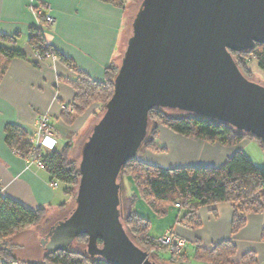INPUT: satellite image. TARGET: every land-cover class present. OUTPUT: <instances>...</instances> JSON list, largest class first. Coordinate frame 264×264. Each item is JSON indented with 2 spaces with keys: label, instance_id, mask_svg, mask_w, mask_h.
I'll use <instances>...</instances> for the list:
<instances>
[{
  "label": "water",
  "instance_id": "water-1",
  "mask_svg": "<svg viewBox=\"0 0 264 264\" xmlns=\"http://www.w3.org/2000/svg\"><path fill=\"white\" fill-rule=\"evenodd\" d=\"M134 15L113 94L80 148L73 209L49 227L45 251L86 237L87 254L108 264H158L121 222V169L142 150L152 109L227 123L264 147V84L231 54L264 43V0H141Z\"/></svg>",
  "mask_w": 264,
  "mask_h": 264
},
{
  "label": "crops",
  "instance_id": "crops-1",
  "mask_svg": "<svg viewBox=\"0 0 264 264\" xmlns=\"http://www.w3.org/2000/svg\"><path fill=\"white\" fill-rule=\"evenodd\" d=\"M140 2L123 0L121 7L101 0H0V33L16 36L10 47L26 54V59L9 60L5 68L0 69V193L22 207L31 210L43 208L46 211L41 223L28 227L10 242L16 245L13 255L21 262L42 259L45 251L41 241L49 227L61 220H57V212H63L73 197L66 194L64 188L60 189L61 185L52 186L50 175L44 168L27 162L26 158L10 148L5 141V126L19 125L31 135L36 131L37 116L47 113L53 129L52 137L56 140L54 149L60 150L70 143L74 157L75 154L80 155V148L100 114V105L91 104L70 125L62 123L59 117L62 105L71 102L75 96L72 87L64 83L63 79L73 78L74 73L54 57L38 60L32 51L27 41L30 27L40 25L33 6L42 3L45 7L43 12L53 18L45 32V40L49 45L71 59L93 81L101 82L105 68L112 62L120 63L131 31L130 24ZM33 62H37L38 66ZM96 113L99 114L95 116ZM154 145L161 150H145L140 158L145 163L164 169L190 166L219 168L237 151L246 154L252 164L262 166V163L255 164L254 159L262 162L261 156H264L260 144L247 138L226 147L201 139H188L163 126L158 127ZM129 192V201L125 196L128 203L124 209L129 205L128 210L149 220L148 233L153 238L158 239L170 231L186 240L185 252L187 254L191 250L192 255L194 240H198L202 247L210 248L219 241L231 239L236 246V255L231 259L233 262H238L245 252L252 250L257 255V263H264V242L260 240L264 213L248 214L246 225L236 235H232L231 205L219 203L213 207L200 208L197 217L201 226L191 229L179 222L180 213L177 209L170 207L165 214L158 215L138 195L134 185ZM132 197L135 201L140 199V206L143 207L139 208L141 211L136 208V202L132 203ZM211 209L216 210L215 216ZM163 252H158L157 257L169 263V258L164 257ZM192 255H189V259Z\"/></svg>",
  "mask_w": 264,
  "mask_h": 264
},
{
  "label": "trees",
  "instance_id": "trees-1",
  "mask_svg": "<svg viewBox=\"0 0 264 264\" xmlns=\"http://www.w3.org/2000/svg\"><path fill=\"white\" fill-rule=\"evenodd\" d=\"M101 1L123 7V0ZM39 8L42 9V14L37 16L40 25L30 27L27 41L39 60L42 61L48 58V55H52L74 73L73 78L63 79L64 83L72 87L75 95L71 102L62 105L63 108L59 115L62 123L67 126L87 111L91 104L100 105V111H102L113 94V79L118 72L119 64L112 62L105 68L103 81H93L71 59L62 55L45 40V32L49 25L44 18L46 14L43 12L44 5L40 3ZM15 38L16 36H6L0 33V69L5 68L9 60L26 59V54L20 49L10 47ZM231 54L241 73L247 78L252 77L249 71V60L254 59L264 72V43H256L248 51L231 52ZM33 63L38 66L37 62ZM98 114L96 113L95 116ZM148 114L147 138L142 144L141 154L145 150L153 152L161 150L154 145L159 126L168 128L176 135L180 134L188 139H201L210 144L217 143L226 147L234 146L247 138L258 142L264 149L258 138L238 132L224 122L189 113L174 115L169 113V110L160 108L152 109ZM4 132L5 141L12 150L23 158L32 157L39 160L44 170L49 173L50 182L63 186L64 192L71 194L74 200L80 178V172H78L80 161L72 160L70 143L60 150L42 151L38 148L34 149L29 141L31 135L19 125H6ZM140 155H136L124 164L121 175L122 177L128 176L138 195L150 204L158 215L165 214L167 208L173 207L180 213L179 222L194 229L201 226L197 217L200 208L213 207L219 203H230L232 210L230 232L236 235L246 225L248 214L264 213V167H256L242 151L234 153V156L226 159L219 168L190 166L164 169L145 163ZM175 204H180V207L176 208ZM211 211L213 216L217 214L216 210L211 209ZM45 214L46 211L43 208L31 210L22 207L16 201L0 193V264H27L14 257L13 249L16 245H11L10 242L28 227L41 223L45 219ZM121 222L126 234L136 247L146 252L158 247V239L148 233L149 220L135 211L124 209ZM260 240L264 242V227L261 229ZM86 242V237H78L66 251L48 252L44 250L42 264H108L100 257H90L84 249ZM97 243L100 245L101 241L98 240ZM194 244L191 259L185 255L184 246L179 254H169L168 261L178 264H187L190 260H195L199 264H258L257 255L252 250L245 252L238 262H233L231 259L236 255V246L231 239L219 241L210 248L202 247L198 240H194ZM157 253L155 251L151 255L159 259Z\"/></svg>",
  "mask_w": 264,
  "mask_h": 264
},
{
  "label": "built area",
  "instance_id": "built-area-1",
  "mask_svg": "<svg viewBox=\"0 0 264 264\" xmlns=\"http://www.w3.org/2000/svg\"><path fill=\"white\" fill-rule=\"evenodd\" d=\"M34 13L36 16H40L42 14V9L39 8V5L36 4L33 6ZM49 8V7H48ZM45 21L48 25H51L53 22V18L50 15L44 14ZM47 57L53 58L54 56L48 55ZM38 58V57H37ZM55 58V57H54ZM39 60V58H38ZM36 131L31 134V141L34 149L38 148L42 151H51L55 148L56 140H54L53 129L50 125V118L47 113L39 114L36 120ZM27 162L36 164L38 167H42V163L39 160L29 157L26 158ZM52 186L56 187L58 184L56 182H51ZM176 208L180 207V204H175ZM186 240L183 237H179L176 234H173L170 231L165 232L160 238L157 240L158 246L164 247L169 254H179L182 252L183 247L185 246Z\"/></svg>",
  "mask_w": 264,
  "mask_h": 264
},
{
  "label": "rangeland",
  "instance_id": "rangeland-1",
  "mask_svg": "<svg viewBox=\"0 0 264 264\" xmlns=\"http://www.w3.org/2000/svg\"><path fill=\"white\" fill-rule=\"evenodd\" d=\"M248 65H249V71L251 72V78H250V80L251 81H255V82H257V83H259V84H263L264 83V72L263 71H261V69L258 67V65L256 64V61L254 60V59H252V60H249V62H248ZM169 113H172V114H174V115H177V114H181L182 112H180V111H175V110H169ZM263 153H264V149H263ZM141 153L139 152L137 155H140ZM76 156H72V160L73 161H76V162H78V160H79V154L77 155V154H75ZM263 159H264V156H261ZM255 158V157H254ZM263 159H261V161L262 162H260L259 160H257V159H254L255 160V164H257V163H262L261 165L262 166H260V165H255L256 167H264V160ZM122 181H123V191L122 192H124L123 193V197H124V199H125V196H127V200H128V198H130V192L129 191H131V190H133V183H132V181L128 178V176L127 175H124V177H122ZM62 188H64L63 186H60V189H62ZM125 188V189H124ZM140 200V199H139ZM139 200L137 199V201H135V200H133V202L132 203H134V202H136L137 203V207L136 208H140V209H143V207L142 206H140L141 205V202H139ZM129 201V200H128ZM128 201H126V199L124 200V203H125V205H126V203H128ZM142 201V200H141ZM130 202H131V200H130ZM135 203V204H136ZM73 199L70 201V203L67 205V207H66V209L63 211V212H57V214L58 215H56V217H57V220H60V219H64L65 218V216H67L70 212H71V210L73 209ZM133 206H134V204H133ZM126 207V206H125ZM128 207H129V205H128ZM128 207L126 208V211H128ZM139 209V210H140ZM141 211V210H140ZM48 233V232H47ZM46 233V234H47ZM157 246H158V244H157ZM161 250H163L164 252V257H166L167 259L169 258V255H168V252H167V250L164 248V247H161V246H158L156 249H151L148 253H149V257H151V259H153L154 261H156L158 264H172V263H167L166 261H163L162 259H158V258H156V257H153L152 255H151V253L152 252H160ZM188 253H189V255H192V253H191V250H189V251H187V254L185 253V255L186 256H188V257H190L189 255H188ZM15 256L18 258V252H16V254H15ZM156 258V259H155ZM22 261V260H21ZM27 262H25V263H29V264H32V263H34V264H42L43 262H42V260L39 258V259H28V260H26ZM191 263H193V264H199V263H197L195 260L194 261H190ZM196 262V263H195ZM174 264H178L177 262H174ZM187 264H189V263H187Z\"/></svg>",
  "mask_w": 264,
  "mask_h": 264
},
{
  "label": "clouds",
  "instance_id": "clouds-1",
  "mask_svg": "<svg viewBox=\"0 0 264 264\" xmlns=\"http://www.w3.org/2000/svg\"><path fill=\"white\" fill-rule=\"evenodd\" d=\"M53 150H55V149H53Z\"/></svg>",
  "mask_w": 264,
  "mask_h": 264
}]
</instances>
